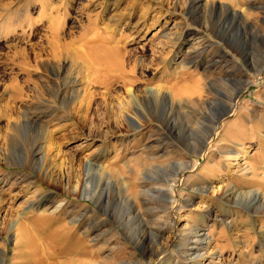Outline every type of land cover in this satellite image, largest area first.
<instances>
[{
    "label": "rangeland",
    "instance_id": "1",
    "mask_svg": "<svg viewBox=\"0 0 264 264\" xmlns=\"http://www.w3.org/2000/svg\"><path fill=\"white\" fill-rule=\"evenodd\" d=\"M80 258L264 264V0H0V264Z\"/></svg>",
    "mask_w": 264,
    "mask_h": 264
},
{
    "label": "bare ground",
    "instance_id": "2",
    "mask_svg": "<svg viewBox=\"0 0 264 264\" xmlns=\"http://www.w3.org/2000/svg\"><path fill=\"white\" fill-rule=\"evenodd\" d=\"M101 49L102 50H100V54L97 55V57H95L96 58L95 61H97L99 63L98 65H102V66L105 65V66L110 68L111 72L112 71L115 72V73L120 72L122 74V76L125 77V75H126L125 74L126 72L124 71L125 63H124V55L122 54V52L117 50V49H111V48H101ZM125 79H127V77H125ZM127 82L128 83H132V82H135V81L133 79H131V78H128ZM182 86H184V85H182ZM241 90H242V88H237L235 90V92L232 93L231 102H230L229 107H227V114L225 115L226 116L225 118H227L228 111L230 113L234 109V107L236 106V102H237L238 98L240 97V91ZM128 92L130 94V97L136 99V96L134 95L133 90L129 89ZM178 93H181L183 95H184V93L190 94V95H194V94H197L198 91L196 89L192 88V87H188V85H187V86L182 87L178 91ZM208 95L212 96V94H210V93H208ZM203 103L205 105L210 104L209 102H203ZM225 118L223 117V119H225ZM223 119L218 121L214 117L211 118V120H210L211 127H210V130H209V134L205 138V141L203 142V145H202L201 149L197 150V152H196L197 155H200L201 153L205 152L206 149H208L209 140H210L211 137H213L214 135L217 134L216 133L217 132L216 131L217 130V128H216L217 124L220 123ZM190 165L191 164H188L187 166H190ZM183 166L176 167L175 171L172 173V175H170L167 178V184H166V189H165V191H166L165 204L170 206V208L174 205V203L176 201V196L174 195V193H175V189H176L177 183L179 182V179L181 178V176L183 174V171L185 170V166L184 167ZM212 192L215 193V190H212ZM145 193L146 192H144L142 190L141 194L145 195ZM48 242H50V241H48ZM80 253L82 254V252H80ZM66 264H93V263H91L90 261H88V260H86L84 258H80L78 260H76V259L69 260Z\"/></svg>",
    "mask_w": 264,
    "mask_h": 264
}]
</instances>
